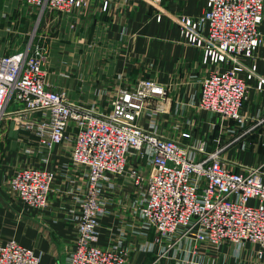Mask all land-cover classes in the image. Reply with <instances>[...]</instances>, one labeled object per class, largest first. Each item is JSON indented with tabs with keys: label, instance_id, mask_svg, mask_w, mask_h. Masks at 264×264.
Masks as SVG:
<instances>
[{
	"label": "built area",
	"instance_id": "obj_1",
	"mask_svg": "<svg viewBox=\"0 0 264 264\" xmlns=\"http://www.w3.org/2000/svg\"><path fill=\"white\" fill-rule=\"evenodd\" d=\"M36 12V26L50 11L78 13L88 0H23ZM111 0H101L100 11ZM0 10V17H7ZM160 19L159 16L156 17ZM184 41L202 53V62L213 66L200 79L196 108L217 116L218 123L233 121L242 127L248 84L257 79L255 55L264 47V0H205L198 15L175 17ZM35 26V28H36ZM30 43L11 54H0V120L33 143L25 148L42 153L41 165L16 168L9 189L27 206L43 209L49 201L57 172L49 165L54 146H63L69 160L59 174L75 182L79 203L75 218V245L64 264H125L126 249L118 244H98L99 220L111 208L112 193L129 181L134 197L131 207L141 220L143 235L153 232L147 250L172 248L197 254L217 250L222 244L240 247L257 244L264 251V171L260 166L231 167L221 150L206 142L181 140L157 132L156 109L149 100L166 90L152 78L117 85L106 106L72 100L63 88L45 80L43 51ZM95 95H93L94 97ZM13 109H8L10 104ZM17 105V106H16ZM143 114L150 115L141 124ZM185 139V141H183ZM77 173L72 178L67 170ZM78 178H77V177ZM72 178V179H71ZM156 247H159L157 249ZM210 255V254H209ZM208 255V256H209ZM0 264H40V256L10 238L0 243Z\"/></svg>",
	"mask_w": 264,
	"mask_h": 264
},
{
	"label": "crops",
	"instance_id": "obj_2",
	"mask_svg": "<svg viewBox=\"0 0 264 264\" xmlns=\"http://www.w3.org/2000/svg\"><path fill=\"white\" fill-rule=\"evenodd\" d=\"M100 6L101 0H88L78 13L47 12L31 30L37 19L34 9L23 0H0V10L8 13L0 17V54L22 50L28 43L30 54L40 46L48 84L65 89L74 101L95 100L101 106L117 85L152 78L166 90L148 101L149 108L156 109L158 133L181 140L183 131L190 132L191 141L219 148L223 158L235 163L233 170L260 166L264 171V87L256 88V78L247 82L248 99L242 107L247 119L242 127L233 121L220 125L216 115L196 108L200 79L213 66L204 64L201 51L184 41L175 17L202 13L205 0H111L107 10L100 11ZM255 62L257 75L264 79V47L257 50ZM149 117L143 114L141 124L146 126ZM12 130L0 144V243L13 238L38 254L40 264H64L75 245L72 212L80 208L74 198L80 193L76 183L59 174L69 154L63 146L53 147L47 165L57 175L49 203L43 209L27 206L9 189V177L16 168L45 164L42 153L25 152L33 143L21 139L23 132ZM67 173L77 175L71 169ZM118 184L110 210L99 220L97 242L124 247L125 264H264V251L258 257L260 247L251 242L240 247L222 244L209 251L199 248L197 254L162 247L148 251L154 234L143 235L141 220L132 211L133 186L129 181Z\"/></svg>",
	"mask_w": 264,
	"mask_h": 264
},
{
	"label": "rangeland",
	"instance_id": "obj_3",
	"mask_svg": "<svg viewBox=\"0 0 264 264\" xmlns=\"http://www.w3.org/2000/svg\"><path fill=\"white\" fill-rule=\"evenodd\" d=\"M35 26H36V22L33 23L31 30L34 29ZM14 107H15L14 104L11 103L8 109H13ZM5 123H7V125L3 126ZM10 131H11V134L14 133V131L12 130L11 121L8 118L1 119L0 120V144L2 143L1 141L5 140L7 134L11 135Z\"/></svg>",
	"mask_w": 264,
	"mask_h": 264
}]
</instances>
